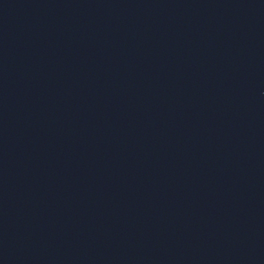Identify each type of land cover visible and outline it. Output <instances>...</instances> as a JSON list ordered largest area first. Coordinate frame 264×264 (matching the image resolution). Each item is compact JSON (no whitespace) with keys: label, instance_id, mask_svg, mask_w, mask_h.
<instances>
[{"label":"water","instance_id":"1","mask_svg":"<svg viewBox=\"0 0 264 264\" xmlns=\"http://www.w3.org/2000/svg\"><path fill=\"white\" fill-rule=\"evenodd\" d=\"M0 264H264V0H0Z\"/></svg>","mask_w":264,"mask_h":264}]
</instances>
